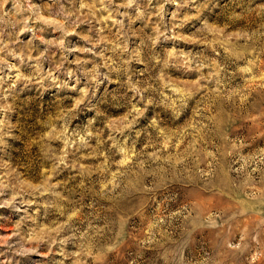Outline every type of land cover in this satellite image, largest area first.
Returning <instances> with one entry per match:
<instances>
[{"label": "rangeland", "instance_id": "obj_1", "mask_svg": "<svg viewBox=\"0 0 264 264\" xmlns=\"http://www.w3.org/2000/svg\"><path fill=\"white\" fill-rule=\"evenodd\" d=\"M0 264H264V0H0Z\"/></svg>", "mask_w": 264, "mask_h": 264}]
</instances>
